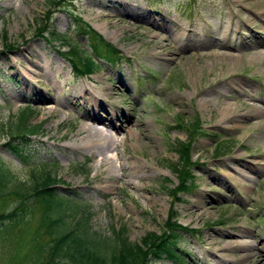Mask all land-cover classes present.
I'll use <instances>...</instances> for the list:
<instances>
[{"label":"rangeland","instance_id":"374dc122","mask_svg":"<svg viewBox=\"0 0 264 264\" xmlns=\"http://www.w3.org/2000/svg\"><path fill=\"white\" fill-rule=\"evenodd\" d=\"M244 1L263 14L250 15L235 0H68L57 7H51V0H0L1 162L25 187L43 171L58 177V192L77 210L66 218L68 228L86 219L95 239L114 243L123 230L130 242H138L147 232H160L174 216L183 227L176 247L184 261L164 258L153 264H203L200 251L214 231H242L248 240L262 243L264 114L256 118L250 108H264V63L253 58L256 43L261 41L257 49L264 50V0ZM121 4L134 14L123 13ZM151 17L163 19L171 31L179 32L177 39L161 32L166 43L162 50L172 51L163 58L156 56L158 39ZM76 19L93 29V39L100 36V47L109 43L119 57L112 62L96 59L99 69L79 77L68 60L67 46L57 41L51 46L36 30L47 21L52 31L96 58L95 50H101L94 47L92 37L78 32ZM247 33L253 39L246 43L240 36ZM3 36L12 48H3ZM217 43L233 54H243L241 61L201 55ZM33 57L39 67L30 63ZM16 69L51 99L53 112L44 114L34 98L19 96ZM123 78L128 86H120ZM213 84L221 85L214 92H202ZM93 96L106 98L112 107L113 99L116 108L140 123V134L115 133L116 139L124 140L106 150L88 143L86 132L78 130L79 116L83 101ZM227 104L250 115L236 123L218 122L220 105ZM25 110L31 112L28 124H41L29 136L26 162L6 145ZM187 140L194 178L187 190H179L178 176L170 168L177 161L172 146ZM232 156L246 159L253 168L246 169L243 177L233 175L231 168L237 165ZM120 165L125 166L123 171ZM14 200V196L0 197V213L10 210ZM200 203L207 210L190 217L194 204ZM39 216L37 208L10 230L0 226V264L47 262L35 257L36 246L48 239V234H35ZM109 250L106 247L104 253Z\"/></svg>","mask_w":264,"mask_h":264},{"label":"trees","instance_id":"16d2710c","mask_svg":"<svg viewBox=\"0 0 264 264\" xmlns=\"http://www.w3.org/2000/svg\"><path fill=\"white\" fill-rule=\"evenodd\" d=\"M65 1L68 0H51L50 5L57 7L60 2ZM78 21L80 20L76 19L78 32L82 35L86 34L89 38L92 37L94 47L101 50V52L95 50L96 58L87 52L79 51L76 45L67 42L61 34L52 31L47 21L36 29L48 44L51 45L52 41H57L67 46L70 52L68 60L77 77L98 70L99 64L96 59L103 58L112 62L119 58L116 56L117 52L108 47L109 43H106V47L104 45L100 47V36L96 35L94 40L93 29L87 25L81 26ZM3 39L6 41L3 48L13 47L11 42H7L5 36ZM74 48L76 52L73 54ZM30 114L29 110L21 112L14 133L6 142L11 152L25 162L27 161L25 155L28 151L26 147L30 144L29 136L37 133L41 126V124L33 126L28 124ZM195 123L193 129H195ZM189 142L190 140L178 141L172 146L173 151L177 153V161L170 168L178 176L180 185L177 189L179 190H187L193 183L194 177L189 169L191 163L188 161ZM58 180L59 178L51 172L43 171L40 176L34 177L29 187H25L23 183L16 181L15 176L0 160V197H15V205L10 210L0 213V226L3 225L10 230L18 221L23 220L27 214L31 216L38 208L40 216L34 227L35 234H48V239L39 242L40 245L36 246L38 250L35 257L40 259V262L43 261L42 259H47V262L42 264H54L62 260L72 264H105L108 261L113 264H153L164 258L171 261H184L183 258V261L181 260V253L176 247L183 227L176 222L177 219L174 216L167 219L166 226L160 232H147L138 242H130L123 230L117 232L118 238L114 239V243L113 241L110 243L111 240L105 242L92 238L86 226V219L78 220L74 226L68 228L65 220L73 216L77 210L72 209L71 201L58 192L56 188ZM68 209L73 211L66 213ZM106 247H110L109 254L106 253L108 256L104 253Z\"/></svg>","mask_w":264,"mask_h":264},{"label":"bare ground","instance_id":"6f19581e","mask_svg":"<svg viewBox=\"0 0 264 264\" xmlns=\"http://www.w3.org/2000/svg\"><path fill=\"white\" fill-rule=\"evenodd\" d=\"M236 3L239 4L240 8L244 11H247L250 15L259 16L262 15L260 9H256L249 4V1L246 2L244 0H235ZM244 6H243V4ZM121 10L125 14H134L132 10L125 4H121ZM152 23L155 25V32L157 35L155 36L158 40H156L157 49L159 51L156 52V56L163 58L166 55L170 54L172 51L170 49L162 50L163 46H166L164 42L165 38L161 36V32H169L173 35L174 39L178 38L179 32L176 30L171 31L169 26L163 21V19H157L156 17H151ZM246 23H251L248 19H245ZM176 31V32H175ZM249 33V32H248ZM241 35L240 39L243 42L250 41L253 39V35L251 37L250 34ZM196 42H198L196 40ZM264 42V41H263ZM263 43L260 41L256 43L253 48L256 50L254 52L253 58L259 59L261 63H264V50L257 49L261 47ZM209 52L202 53V56L211 57V58H220L229 60L230 62H238L241 61L243 54H233L229 50L225 49L221 44H216ZM219 50L218 48H222ZM230 49L235 48V46L228 47ZM28 54L30 52L27 51ZM33 66H38L39 64L36 61L35 57H33L30 61ZM8 66L10 68H15L14 64L11 61H8ZM30 72L35 73L33 69H30ZM15 75L19 78L18 82L20 83L19 96L21 97H30L36 100V104H38V108L44 114H50L55 110V106H53L49 99L43 91L37 88L35 81L31 79L25 78V74H21L19 70H15ZM225 76V74H222ZM123 82L120 86L125 87L128 86L126 80L123 78ZM221 84H213L209 85L202 89L203 93H208V90L214 92L213 89ZM29 92V95H28ZM86 91L83 92V94ZM87 93V92H86ZM117 93V92H116ZM82 95H76L75 99L78 100ZM110 94H107L106 97H109ZM54 104V102H52ZM110 103L114 105L113 107L108 104V100L106 98H100L97 96H93L92 99L84 100L82 103V112L79 116L81 125L78 129L79 131L84 130L86 133L84 138H88V143H91L93 146L100 147L102 149H108L110 146L115 145L118 147V144L121 143L124 139H116L114 136L115 133L120 131L128 134V136H133L134 132L137 135L140 134L139 130V122L134 123V120L131 117L127 116L122 110L116 108V104L113 99H110ZM221 107L218 110L219 119L221 120H231L236 123L239 117L245 116L246 114L250 115L246 112H241L237 107H232L229 104ZM109 107V110L107 108ZM253 106L250 108V111L254 112V117H260L264 114V108ZM103 112L106 114L104 115ZM102 114V115H101ZM243 122V119H240ZM102 126V127H101ZM236 126V125H235ZM231 159H236L235 156H232ZM251 164V163H250ZM235 167L231 168V172L233 175H237L239 177H243L246 175V169H252L248 163V161L244 158L238 157L236 159ZM121 166V165H120ZM125 166H121V170L123 171ZM232 173H230L232 175ZM229 188V182L226 183ZM233 189V188H232ZM202 204V205H200ZM194 204L195 209H191L189 212V216L196 218L201 216L206 210L207 207L205 203ZM224 230V229H223ZM236 235V237H235ZM246 234L242 231L238 234L235 230H226V231H214V233L207 239L206 247L203 249L204 252L200 253L203 255V264H264V241L260 243H254L251 240L246 238ZM253 239H257L255 234H252ZM203 242V239H200ZM236 251V252H233Z\"/></svg>","mask_w":264,"mask_h":264}]
</instances>
